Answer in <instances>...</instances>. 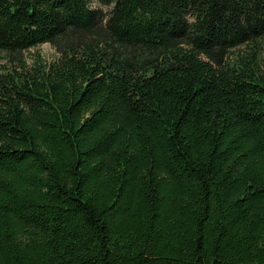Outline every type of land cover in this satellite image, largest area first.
<instances>
[{"label":"trees","instance_id":"16d2710c","mask_svg":"<svg viewBox=\"0 0 264 264\" xmlns=\"http://www.w3.org/2000/svg\"><path fill=\"white\" fill-rule=\"evenodd\" d=\"M0 59V264H264V0H0Z\"/></svg>","mask_w":264,"mask_h":264},{"label":"rangeland","instance_id":"374dc122","mask_svg":"<svg viewBox=\"0 0 264 264\" xmlns=\"http://www.w3.org/2000/svg\"><path fill=\"white\" fill-rule=\"evenodd\" d=\"M103 11L104 8L100 7ZM57 57L56 50L51 47L49 44H42L37 46L36 48H32L23 53V58L25 62V67L28 69L33 68V66L40 65V66H48L51 62L54 61ZM4 66L11 67L9 63H6L4 59H0V72H4ZM16 68L17 63L14 65Z\"/></svg>","mask_w":264,"mask_h":264}]
</instances>
